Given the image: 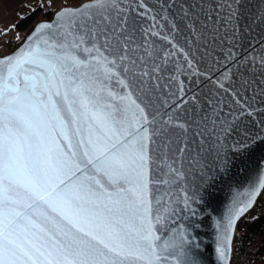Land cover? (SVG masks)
I'll use <instances>...</instances> for the list:
<instances>
[{"label":"snow or ice","instance_id":"6c2138e0","mask_svg":"<svg viewBox=\"0 0 264 264\" xmlns=\"http://www.w3.org/2000/svg\"><path fill=\"white\" fill-rule=\"evenodd\" d=\"M24 7L29 32L0 25V264H255L264 0Z\"/></svg>","mask_w":264,"mask_h":264},{"label":"trees","instance_id":"16d2710c","mask_svg":"<svg viewBox=\"0 0 264 264\" xmlns=\"http://www.w3.org/2000/svg\"><path fill=\"white\" fill-rule=\"evenodd\" d=\"M27 18L19 20L18 30L21 35L26 34L36 23L42 18V13L26 15ZM243 233V251L241 252L245 258L255 261V264H262L264 261V215L260 212V218L255 221H250L245 225H241ZM254 253V255H250ZM258 261V262H257Z\"/></svg>","mask_w":264,"mask_h":264},{"label":"crops","instance_id":"0c3cea01","mask_svg":"<svg viewBox=\"0 0 264 264\" xmlns=\"http://www.w3.org/2000/svg\"><path fill=\"white\" fill-rule=\"evenodd\" d=\"M29 0H9L8 10L0 12V25H7L13 22H18L20 19L17 17V12L28 15V9L24 7ZM34 3V0H31Z\"/></svg>","mask_w":264,"mask_h":264},{"label":"water","instance_id":"95a60500","mask_svg":"<svg viewBox=\"0 0 264 264\" xmlns=\"http://www.w3.org/2000/svg\"><path fill=\"white\" fill-rule=\"evenodd\" d=\"M220 198L223 199V194H220ZM202 238L209 242L208 243V251L206 253L205 258L211 262L212 260H214V252L212 251V247H211V243H210V241H211V230L208 229L206 231V233L202 235Z\"/></svg>","mask_w":264,"mask_h":264},{"label":"built area","instance_id":"2783aa9c","mask_svg":"<svg viewBox=\"0 0 264 264\" xmlns=\"http://www.w3.org/2000/svg\"><path fill=\"white\" fill-rule=\"evenodd\" d=\"M260 210H261V208H260V207H258L256 211L259 213V212H260ZM238 255H239V257L243 258V254H242V253H240V254H238ZM234 264H240V261H239V259H237V260H234Z\"/></svg>","mask_w":264,"mask_h":264},{"label":"rangeland","instance_id":"374dc122","mask_svg":"<svg viewBox=\"0 0 264 264\" xmlns=\"http://www.w3.org/2000/svg\"><path fill=\"white\" fill-rule=\"evenodd\" d=\"M260 212H262V214L264 215V209H261ZM260 212H259V213H260ZM243 258H245L244 255H243ZM263 258H264V257H263ZM257 262H258V261H257Z\"/></svg>","mask_w":264,"mask_h":264}]
</instances>
